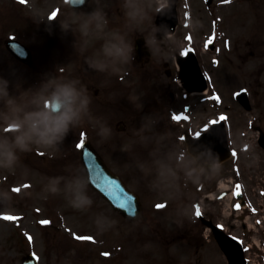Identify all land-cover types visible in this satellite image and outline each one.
Listing matches in <instances>:
<instances>
[{
	"label": "rangeland",
	"instance_id": "1",
	"mask_svg": "<svg viewBox=\"0 0 264 264\" xmlns=\"http://www.w3.org/2000/svg\"><path fill=\"white\" fill-rule=\"evenodd\" d=\"M10 1L18 2L17 0ZM10 1L0 0V16H5L7 14L5 12L6 9L14 8V4ZM187 1L190 5L188 8L191 16L189 17L186 12L185 14H182L181 17L183 18L185 16L184 20H191L194 28L190 27L186 29L185 27L182 28L180 25L178 34L175 37H172V39H174L176 42L179 38L180 47L184 51L189 46H195L197 48L203 68L210 72V79L213 87L211 93L212 96H215L211 98L212 100L207 102L201 101L202 97L199 96H188L187 98H184L182 96V91L177 89L175 86L174 95H179L175 101H180L179 109L182 108L184 103L191 104L193 115L196 117V122L198 124L206 122L207 118L209 117H211V121L221 116L225 117V120L229 126L230 142L233 148H240L242 144L247 141L248 137L246 134L255 133L254 139L250 141V143L254 142V145L250 144L249 148L251 147V149H256L254 151L253 160L260 162V159L264 157V151L260 145H256L255 138L257 137L258 132L251 131L250 124L252 123V126L261 129L264 133V107L261 104L264 103V48L261 44H255L257 40L254 43L251 40V32L257 31L254 29L255 26L250 23L252 20V14L250 11L252 10L255 12L258 10H263L260 14V20H264V0H239L236 3L233 1L216 12L217 15H221L222 24L220 23V30L225 33L224 34L221 32L219 39L221 42L229 46L228 48L222 46L221 52L218 56L215 55V51L217 50H208V45H204V43L206 44V38L204 35L210 31L209 18L203 10L201 11V9L205 7V4H203L201 0H196L194 4H192L191 0ZM25 2V6L21 7V10L24 13H30L34 8L39 11L38 6L45 5V0H25ZM183 3H185L184 0L180 2L181 11L183 10ZM203 21L205 23L201 24ZM1 23L2 22L0 18V25ZM196 25H199L200 27L195 30ZM60 28L61 29L55 34L52 33L55 39H57V42L53 46L45 47L44 37H46V35L42 32L34 35L35 37H32L31 35H17L14 31L9 32L15 34L21 40L23 39L33 48L34 63L32 67L34 66V68L17 64L9 56H5V53L3 52L4 50L0 48V77L9 81V91L12 94H24L25 96H32L33 94L38 93L40 94L41 98H43L44 96L42 95H45L44 89H47V87H52L59 82L73 81L74 78L77 79L74 74H87V80L78 87L80 88L81 86H84L88 91V95L91 96V102L88 106L87 114L82 116V126L87 130V137L91 139L96 144V146H99L107 158H109L111 162L115 164L117 170L121 173L127 172V164H124L122 161L124 153L113 148L111 138L114 140L117 138L124 139L125 135L140 133L142 126L145 125L144 121H141L140 123L137 121L130 125V128L126 125L127 114H129L126 107L127 103L129 104L130 108H132V110L133 105H137V94L141 90L139 77H132L130 80H128V83L135 81V83H133L131 86H135V88H133L131 91L127 90L126 87L127 83L125 82H127V78L120 80V83L123 85V87H118L114 91H109V82L104 78L99 79L96 76L95 73L99 71H96L92 68H87L89 65L86 62V57H84L82 54L84 53V50L86 51V44H81L82 41L80 37L77 41L75 34L78 32L76 28H68L67 30L63 29L62 27ZM188 30L190 35H194L195 39L191 38L190 35H184V32ZM103 31L104 30L100 32ZM139 31L145 30L139 29ZM60 32H62V36L59 35L60 37L58 38L57 35ZM7 36L8 33L0 31V46L2 45L3 39H5ZM88 36H90V39H88ZM88 36L87 38L83 37V41L85 42L88 39L89 45L94 44V35L90 33ZM257 37L259 40H261L264 38V35L258 34ZM62 40L65 41L68 46H73L77 54L74 52L76 55L72 57L69 55L71 53H67L65 55V51H62V49L59 48L60 42ZM244 42L248 46H243L241 49L239 45L243 44ZM168 45L169 44H167V41H165V45L162 46L163 49H169V47H167ZM61 46H63V43H61ZM77 46H79L81 49H78ZM99 46L100 47L95 52L97 55L100 54L102 45L100 44ZM160 47L161 46L157 48L155 47V57L157 58V55H160L163 56L164 59L170 60V51L168 50L162 54ZM202 48H204L206 51H204ZM71 50H73L72 47L69 49V51ZM255 53L258 54L257 58L255 57ZM214 58H219L220 62L212 63L210 60L214 61ZM54 60L58 61L55 66H53ZM253 64L255 65L254 70L257 71L256 77L258 76V79L255 77V72L250 71V66ZM111 71L115 70L110 68L105 72L109 73ZM96 88H100L101 91L95 93ZM241 89L247 91L248 97L252 101L250 109L248 110L240 106L237 100L234 99V93ZM48 94L49 92H47L46 95ZM107 98L111 99V101L107 102ZM218 101L222 102L221 106L218 104ZM92 118L94 119L93 121ZM100 118H102L104 122L106 118L107 126L110 125L109 127L112 129V135L108 139H104L98 135L99 130L97 131L96 120ZM121 124L125 126L124 131L119 129ZM84 131V129L79 130V128H77L71 132L69 136H67V140L63 144V147L65 149H68V147L73 148L76 141L77 143L79 142L80 136H82ZM10 133L11 132H0V134L4 135H9ZM73 133H75L74 137H72ZM129 142L130 140L128 139L126 149L125 146L122 145V150H127ZM33 147L41 148L35 145ZM58 148H60V146ZM47 150L51 153L54 149L50 148ZM182 152V147H180L178 156H181ZM143 155L144 153H142L139 157ZM31 156H33L31 152L22 153L21 160L15 168L16 171L13 172L0 169V176H4L6 181H9L11 178H16L18 174L19 177H23L20 179L22 182L34 177L36 178V183L43 190L45 189V185L47 184V179L49 177H63L64 179L61 181L71 180V177L66 176L68 168L74 178L76 172L81 171L80 165L75 163L74 157L70 159L68 164H62L61 170L51 172L49 171L51 166L46 160H43L42 158L36 159ZM180 160L183 161L184 156L183 159L181 157ZM249 160L250 158L246 161L249 162ZM161 162L163 161L160 156L154 165L147 166V164H144L143 169L146 172L155 170L154 166L160 164ZM45 163L48 168L45 166ZM71 166L73 168H71ZM224 168V166H220L219 171H223ZM56 169L54 168L53 170ZM17 172L21 173V175ZM248 175H254V173L249 172ZM257 175L264 176V169ZM140 179L141 178L139 175H134L131 178V181L133 185L138 186ZM37 184H33L35 188H38ZM2 190L3 194L1 196L6 198L8 204L0 205V264H13V261L17 258V256L30 249L40 253L42 258L41 264H49V261L55 260H61L60 262L65 263L73 261L71 262L73 264H101L98 259V249H96L95 246L89 245L90 243H78V245H82L79 246V254L80 256H83L82 260H78L79 258H75V256L72 254V251H75V249L70 246H65L63 240L64 237L66 235H72L71 232L75 231L76 235H86L89 237L92 236L99 239L102 238L100 236H106L108 240L110 239V243H113V236V241H118L119 233L124 231L121 227L117 229V226L114 225L116 232L114 234L110 233V229L114 226L109 228L108 225L113 221H117L119 223L122 221H118L117 215H114V218L112 214L111 216L106 215L107 211L102 206V203L105 201L99 196L97 197L96 193L87 192V195H89L93 201L90 208H87L84 211H77L76 209H73V212L72 210L68 211L67 208V211L66 209L64 211L65 206H69L70 209H72V207L68 203L67 197L64 195V193H62L64 188H61L63 198L60 201V204L54 208L55 215L50 213L46 214L51 217L53 220L52 223L55 224V226L52 227V225H48L47 227L41 228L39 226L38 219L43 214L35 213L33 211V209L35 210V208H33V204L28 201H24V199L20 198L19 195L13 194L9 189V185L2 186ZM40 192L41 191H38L34 197L38 198ZM43 196L46 195H42V197ZM95 198H98L99 203L94 200ZM51 199L55 200L56 196L52 197ZM43 200L45 210L46 208L49 209L54 206L51 205L50 202H46L44 197ZM34 205L39 206L37 203ZM61 208L63 211L62 215H60ZM94 215L97 216L94 217ZM6 216L15 217L16 219H5L4 217ZM258 216L262 217L261 215H257L256 217ZM111 217L113 218V221H110ZM249 222L251 224V233H257V229L260 227L255 224L253 216L249 218ZM139 225H141V222H139ZM132 228L133 227L130 225V223L127 222V244H140L137 241H134V239H137L134 233L130 232ZM236 228H238L237 225ZM234 232L238 234L239 230L235 229ZM253 240L259 243L260 236L258 234L251 235L250 242L254 243ZM254 246L256 247V245ZM113 247L114 246H111L110 250L117 252V257H125L124 248L123 250H120V248L117 249V247ZM260 251H258L256 247L255 251L251 250L250 252L246 253V255L251 259L250 264H258V262H261L259 258L261 255L259 254ZM188 257L192 258L193 256L190 254ZM128 258L129 256L127 254V259ZM198 258L199 261H196ZM215 259L216 258L212 256H208V252L206 250H201L200 253L198 252V257L196 260L193 257V264H206L205 261L210 264H216ZM120 260H122V258Z\"/></svg>",
	"mask_w": 264,
	"mask_h": 264
},
{
	"label": "clouds",
	"instance_id": "2",
	"mask_svg": "<svg viewBox=\"0 0 264 264\" xmlns=\"http://www.w3.org/2000/svg\"><path fill=\"white\" fill-rule=\"evenodd\" d=\"M125 21L129 30H134L146 20L150 21L153 30L159 31V26L154 24L153 13L162 12L171 8V0H123L121 4ZM76 23L82 37L86 38L92 30L102 31L108 24L106 13L102 8H95L91 12L83 13L80 22ZM189 26L194 28L191 20ZM61 27L68 29V23H62ZM200 27L195 26V30ZM165 28L167 26L165 25ZM170 32L165 31V36ZM154 40V37H153ZM134 45L125 40L119 31L113 32L111 39H107L101 47L100 54H93L86 58L89 67L99 71H108L114 65L128 64L133 59ZM78 81L59 82L53 86L51 92L41 98L40 94L25 96L24 94H12L9 91V81L0 77V132L10 129L9 135L0 134V169L14 171L19 164L22 153H30L33 146L44 149L58 148L67 136L83 124L82 116L87 114L91 96L84 86L76 87ZM55 102L57 105L53 114L52 110L44 107V101ZM78 102V103H77ZM98 135L108 139L112 135L111 127L104 124ZM210 151V150H209ZM179 168L161 162L156 168L154 187H166L172 191L170 196L180 195V173L183 172L184 182H191L198 186L205 181H211L219 174L220 161L218 156L213 160L207 174L200 173L191 166L184 167L183 162L177 157ZM63 177H49L45 185V193L57 196L61 194V180ZM64 195L70 206L78 211L90 208L92 198L87 195L80 178L75 177L65 180ZM5 197L0 196V205H7ZM117 221L108 225L114 226Z\"/></svg>",
	"mask_w": 264,
	"mask_h": 264
},
{
	"label": "water",
	"instance_id": "3",
	"mask_svg": "<svg viewBox=\"0 0 264 264\" xmlns=\"http://www.w3.org/2000/svg\"><path fill=\"white\" fill-rule=\"evenodd\" d=\"M224 141L222 140V144L225 145V138L223 136ZM206 140L205 136L202 137L199 140H193L190 142L189 146H190V150L194 151V153H197L196 151L198 150H203L204 146H203V141ZM88 161L90 162V164H88V168L91 172H93L94 174L96 173H102L103 171L107 172L106 168L100 163V160H98L94 155L90 156L89 155V159ZM106 177V175H105ZM102 184H108L110 185L111 189L105 188L106 192H105V196L113 203L114 207L117 209H122L124 207H129L132 205V203H125L124 206H121V202L124 201L126 199L127 194L124 192L123 188L118 185L116 182L114 181H110V180H104L102 182Z\"/></svg>",
	"mask_w": 264,
	"mask_h": 264
},
{
	"label": "snow or ice",
	"instance_id": "4",
	"mask_svg": "<svg viewBox=\"0 0 264 264\" xmlns=\"http://www.w3.org/2000/svg\"><path fill=\"white\" fill-rule=\"evenodd\" d=\"M225 2H230V0H225ZM206 46H207V45H206ZM237 95H239V93H237ZM217 99H218V97H217ZM174 118H175V119H180V117H174ZM187 118H188L187 116L184 117V119H187ZM220 119L223 120V119H225V117L221 116ZM211 123L215 124V123H218V121H212ZM82 135H83V134H82ZM197 135H199V133H197ZM77 147H78V148H82V147H84V142H83V140L81 141V143H78V144H77ZM41 155H43V153H41ZM24 187L27 188V187H29V185H24ZM239 187H240V186L237 185V189H239ZM19 190H20V189H14V191H19ZM236 194L238 195L239 192L237 191ZM131 200H132V197H130V196H129V197H126V199H125L124 201L121 202V206H124L125 203H130ZM156 207H157L158 209H160V208H164L165 205H164V204H157ZM236 207L239 208L240 205L237 204ZM196 215H197V216H200V215H201V212H200L199 208H197V210H196ZM4 218H5V219H16L15 217H10V216H6V217H4ZM41 223H42V224H48V223H50V222L47 221V220H45V221H41ZM75 238L78 239V240H91V239H92V237H75ZM29 239H31V238H29ZM104 255H108V254H107V253H104Z\"/></svg>",
	"mask_w": 264,
	"mask_h": 264
}]
</instances>
